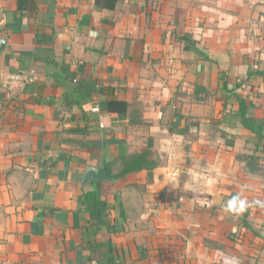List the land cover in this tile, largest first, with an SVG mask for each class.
<instances>
[{"label": "crops", "instance_id": "1", "mask_svg": "<svg viewBox=\"0 0 264 264\" xmlns=\"http://www.w3.org/2000/svg\"><path fill=\"white\" fill-rule=\"evenodd\" d=\"M0 37V260L264 264V0H0Z\"/></svg>", "mask_w": 264, "mask_h": 264}, {"label": "trees", "instance_id": "2", "mask_svg": "<svg viewBox=\"0 0 264 264\" xmlns=\"http://www.w3.org/2000/svg\"><path fill=\"white\" fill-rule=\"evenodd\" d=\"M180 39H183L185 41L184 50H192L202 56H204L203 52L198 49L195 46V42L191 39V37L187 35H183L180 37ZM125 101H118V100H111L109 102L108 109L109 110H123L126 107ZM248 107L243 104L242 101H240V110L238 112L241 123L248 129H250L253 133L257 134L259 136L258 141V147L261 145V143L264 142V134L262 133L263 128V122L253 116L246 115ZM150 151L143 150L142 152L131 155L127 160L123 162L122 170L115 176H123L126 173L139 170L141 168H145L147 170H151L155 165L156 162L150 161L147 157L149 156ZM85 201L88 207H96L100 211L103 209V204H98L93 199V193L87 194L85 197ZM92 210V214H93Z\"/></svg>", "mask_w": 264, "mask_h": 264}, {"label": "water", "instance_id": "3", "mask_svg": "<svg viewBox=\"0 0 264 264\" xmlns=\"http://www.w3.org/2000/svg\"><path fill=\"white\" fill-rule=\"evenodd\" d=\"M5 40L0 37V50L3 49ZM110 179L102 165L87 166L84 174V180Z\"/></svg>", "mask_w": 264, "mask_h": 264}, {"label": "clouds", "instance_id": "4", "mask_svg": "<svg viewBox=\"0 0 264 264\" xmlns=\"http://www.w3.org/2000/svg\"><path fill=\"white\" fill-rule=\"evenodd\" d=\"M256 203H264L256 201ZM249 206L248 201L241 199L239 196H234L228 201L226 209L229 211L243 212Z\"/></svg>", "mask_w": 264, "mask_h": 264}, {"label": "built area", "instance_id": "5", "mask_svg": "<svg viewBox=\"0 0 264 264\" xmlns=\"http://www.w3.org/2000/svg\"><path fill=\"white\" fill-rule=\"evenodd\" d=\"M254 32H255V30H254ZM92 110H93V111H97L98 108H97V107H93ZM0 264H7V263H6V261H4V260H0Z\"/></svg>", "mask_w": 264, "mask_h": 264}]
</instances>
